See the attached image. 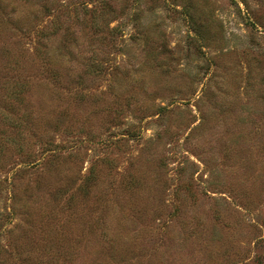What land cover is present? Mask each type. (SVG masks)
Returning <instances> with one entry per match:
<instances>
[{
    "label": "rangeland",
    "instance_id": "rangeland-1",
    "mask_svg": "<svg viewBox=\"0 0 264 264\" xmlns=\"http://www.w3.org/2000/svg\"><path fill=\"white\" fill-rule=\"evenodd\" d=\"M0 264H264V0H0Z\"/></svg>",
    "mask_w": 264,
    "mask_h": 264
}]
</instances>
